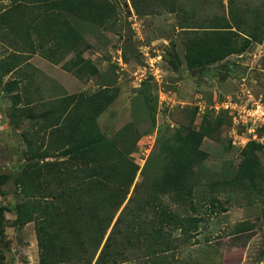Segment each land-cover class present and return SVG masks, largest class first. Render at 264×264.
Listing matches in <instances>:
<instances>
[{"label":"trees","instance_id":"trees-1","mask_svg":"<svg viewBox=\"0 0 264 264\" xmlns=\"http://www.w3.org/2000/svg\"><path fill=\"white\" fill-rule=\"evenodd\" d=\"M130 1L139 14L158 8L175 13L177 26L184 31L188 69L211 71L215 62L240 54L261 38L258 29L264 24V1L254 14L229 9L228 17L201 21L187 14L177 0ZM227 2L229 7L234 4V0ZM114 11L113 0H10L0 13L1 33L15 42L11 57H18L17 51L38 50L57 64L73 52L65 66L88 73L94 66L83 56L85 27L88 22L103 24ZM14 67L1 60L0 74ZM6 87L10 90L13 82ZM115 97L113 87L102 84L91 92L50 100L35 112L40 126L35 147L29 149V164L18 170L13 182L25 199L15 206V221H34L37 264H119L137 252L151 255L153 264H169L162 255L178 248L172 232L179 229L187 237L199 226V215L180 214L176 209H195L193 199L202 192H195L196 166L208 157L202 142L214 137L220 121L206 119L198 129L181 126L162 136L152 163L148 161L141 170L143 180L135 183L138 165L130 158L136 144L134 129L126 124L107 137L98 123ZM262 147L249 141L236 170L228 178L208 182L209 191L263 193ZM8 178L2 174L0 184ZM202 197L218 201L205 193ZM253 229V223L242 220L229 232L241 235L245 243Z\"/></svg>","mask_w":264,"mask_h":264},{"label":"rangeland","instance_id":"rangeland-1","mask_svg":"<svg viewBox=\"0 0 264 264\" xmlns=\"http://www.w3.org/2000/svg\"><path fill=\"white\" fill-rule=\"evenodd\" d=\"M263 1L234 0L229 7L227 0H177L197 21L211 16L228 17L229 9L237 8L245 14H254ZM113 3L115 11L108 14V21L88 22L85 27L83 56L94 66L88 73H77L65 66L73 52L57 64L38 50L17 51L18 57H11L15 42L1 33L4 25L0 26V61L16 65L0 74V176H9L0 184V264H37L39 260L34 221L22 224L15 221V206L25 199L13 182L18 170L29 164V149L35 147V132L40 127L35 122V112L45 108L50 100L91 92L102 84L112 86L116 97L98 117L101 131L112 137L126 124L135 131L136 144L130 153L138 165L135 183L143 180L141 170L148 161L152 163L162 136L181 126L198 129L206 119L220 121L214 137H205L202 142L208 157L196 166L195 192H202L193 199L195 209L186 206L176 209L173 202L164 198L180 214H196L201 220L197 230L187 237L179 229L174 230L172 236L178 248L163 253V258L169 264H264V192L209 191L206 185L230 177L249 141L263 145L259 156L264 164V129L252 133L240 124L234 125L227 113L215 114L209 109L214 97L232 95L242 84L264 102V24L258 29L260 41L252 42L240 54L232 53L215 62L211 71L188 69L184 61V31L178 28L175 13L158 8L139 14L130 0ZM9 4L10 0H0V13ZM147 48L162 51L160 66L164 75L159 80L147 75L138 82L135 71L144 64L143 53ZM119 50L122 64L116 60ZM202 71H217L218 75L209 80ZM7 82H13L10 90ZM233 137L236 144L232 143ZM149 167L146 174L150 173ZM204 193L220 202L202 197ZM242 220L254 224V234L245 243L241 235L229 232ZM150 258L151 255L137 252L119 264H153Z\"/></svg>","mask_w":264,"mask_h":264},{"label":"built area","instance_id":"built-area-1","mask_svg":"<svg viewBox=\"0 0 264 264\" xmlns=\"http://www.w3.org/2000/svg\"><path fill=\"white\" fill-rule=\"evenodd\" d=\"M148 49L143 53L144 57H146L144 64L135 71L138 82H141L147 75L156 80H159L164 75L160 66L162 51L155 48ZM116 60L118 64L123 63L120 50L117 51ZM209 109L215 114L227 113L234 125L240 124L252 133H255L256 129H264V102L260 98H255L248 88H244L243 84L232 95L214 97ZM259 139H263V137H259ZM232 143H237L236 137L232 138Z\"/></svg>","mask_w":264,"mask_h":264},{"label":"water","instance_id":"water-1","mask_svg":"<svg viewBox=\"0 0 264 264\" xmlns=\"http://www.w3.org/2000/svg\"><path fill=\"white\" fill-rule=\"evenodd\" d=\"M205 78L207 79H213L214 76H217L218 75V72L217 71H212L211 73L207 72V71H204L203 74H202Z\"/></svg>","mask_w":264,"mask_h":264},{"label":"crops","instance_id":"crops-1","mask_svg":"<svg viewBox=\"0 0 264 264\" xmlns=\"http://www.w3.org/2000/svg\"><path fill=\"white\" fill-rule=\"evenodd\" d=\"M1 118H2V115L0 114Z\"/></svg>","mask_w":264,"mask_h":264},{"label":"flooded vegetation","instance_id":"flooded-vegetation-1","mask_svg":"<svg viewBox=\"0 0 264 264\" xmlns=\"http://www.w3.org/2000/svg\"><path fill=\"white\" fill-rule=\"evenodd\" d=\"M202 72H203V71H202ZM202 72H201V74H203Z\"/></svg>","mask_w":264,"mask_h":264}]
</instances>
